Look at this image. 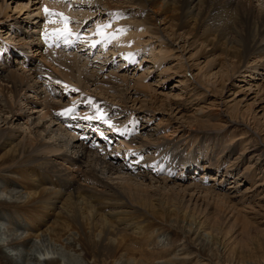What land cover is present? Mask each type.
<instances>
[{
    "label": "bare ground",
    "instance_id": "1",
    "mask_svg": "<svg viewBox=\"0 0 264 264\" xmlns=\"http://www.w3.org/2000/svg\"><path fill=\"white\" fill-rule=\"evenodd\" d=\"M84 1L107 13L109 22L97 25H110L104 32L116 33L115 38L89 39L90 47L100 40L108 46L114 43L125 63L134 62V50H144L141 44L155 40L162 54L156 55L157 66L181 45L185 52H193L192 60L204 59L201 71L206 74L199 71L203 78L219 77L226 84L234 82L236 75L254 78L252 75L264 72V0ZM71 4L64 0H0V34L5 31L0 35V255L4 264H15L14 259L24 264H142L148 255H155L162 221L166 219L167 224L178 218L184 223L200 206L205 211L214 208L223 217L231 214L248 236L253 226L247 216L252 198L247 196L249 190L234 194V199L221 193L220 184L233 172L234 165L226 167V163L235 149L222 142L214 122L225 120L250 128L249 123L226 119L220 110L203 116L202 109L189 121L187 140H183L185 133L178 135L183 126L168 131L175 111L172 103L154 105L158 93L146 83L150 70L134 82V88L117 71L109 81H101L89 68L92 63L76 52L78 34L70 24L49 27L46 20L53 16L44 8L70 18L77 12ZM87 13L89 18L91 12ZM65 27L76 34L75 40L71 36L68 42L61 39L57 43L53 35ZM120 29L123 33L117 31ZM146 37L150 39L144 41ZM36 52L41 53L42 62L34 59ZM12 55L23 62L16 60L12 65ZM218 66L219 73L214 72ZM171 72L170 68L161 72L166 74L163 82L173 79ZM51 81L59 92L48 90ZM187 94L184 100L192 98ZM64 95L70 99L64 102ZM138 95L145 99L138 102L134 98ZM114 103L122 106L118 115ZM169 109V119L161 117L153 133L134 127L143 114L165 116ZM97 110L111 126L85 119L95 116ZM125 112L134 123L128 125ZM179 119L187 122L183 116ZM113 138L117 143L112 144L116 142ZM247 139L248 135L240 137L238 145ZM255 148L264 155L263 141L258 140ZM245 153L242 150L240 155ZM192 168L215 170L222 180L214 179L217 184L207 187L194 179ZM182 169L190 171L189 176ZM246 170L243 176L248 179L256 175L253 169ZM262 186L264 183L257 182L253 188ZM196 228L199 231L202 226Z\"/></svg>",
    "mask_w": 264,
    "mask_h": 264
},
{
    "label": "rangeland",
    "instance_id": "2",
    "mask_svg": "<svg viewBox=\"0 0 264 264\" xmlns=\"http://www.w3.org/2000/svg\"><path fill=\"white\" fill-rule=\"evenodd\" d=\"M64 1L66 4L72 3L71 5L73 6L72 7L73 10L77 11L73 15H71L70 18L68 17L70 20L69 23L70 27H72V29L79 36V39H76L75 42V48H78L76 52H78V55L82 56L83 59L84 58L88 59L90 63H92L89 66V68H91L94 72H96V74H99L100 76L99 78L101 79V81H103L104 79L106 81H109L110 76L113 75L112 73L117 71V72H121L120 74L122 75L125 74L129 78L131 86L133 87L134 82L141 75L145 74L148 70H150L149 74L146 75L148 76L146 83L152 85L153 86L152 88L155 89L154 91H156V94L158 93L157 96L155 94L158 105L156 103L154 105L156 107H159L160 103L162 102L165 103L166 105L172 103L171 104L173 105L172 110L175 111L173 114L174 117L172 116V119L178 118L177 121L176 119L171 120L173 128L170 126L167 127L168 131L173 132L176 129V127L183 126V130L180 129L178 131V135L181 132L182 134L185 133L183 140L185 139L187 140L188 132H191L190 130L189 131L187 130L190 129L191 127L189 121H193L194 120L193 117L196 116L197 111H200L202 109L204 113L203 116H205L206 114L209 115L208 114L209 112L214 113L215 111L220 110L223 111V114L225 113L224 117H226V119L240 118V120H245L246 123L248 122L250 126V128H247L244 125H239V124H234V125L226 124L225 120L214 122V125L217 126L216 127V131H218L217 133L221 134V137L223 139L222 142L227 147H230L231 149L233 148L235 149V151L227 158L228 162L226 163V167L227 165L229 166L230 164L234 165V167L231 166L233 170L230 169L233 172H231L232 175L223 179L224 181L222 182V184H220V186L222 187L221 193L229 195L230 198L234 199L232 197L234 194L235 195L240 194L242 192H245L246 190L247 191L249 190L248 192L249 195L247 196L251 197L252 201H250L251 204L250 206H248V208L252 207V209H247L248 211L247 216L250 217L249 219L253 223L252 226L253 230L252 229L250 230L249 232L250 234L248 236L244 234L243 229H241L242 227L241 223L235 221L234 218L232 219L231 214L227 213V216L223 217L221 215L223 213L219 212L220 213L219 214L218 211L214 208H213L214 211L210 209L205 211L206 207L200 206L197 207L198 209L196 208L195 211L191 212V215L194 214L195 216L190 215V217L192 218L187 219L186 220L187 223L186 222L183 223L182 222L183 219L181 220L178 218L170 220V222L173 221L172 223H170L167 220L168 221L167 224H166V219L162 221L163 222L161 225L162 230L158 234L159 239H155V242L158 244V246H156L155 249L156 250L155 255L152 256L148 255L149 256L147 257L148 259L146 258V260H144L145 263L143 262L142 264H164V262L166 261H171L174 264H264V186H262L261 188H257L255 190L253 188L255 186V183L257 182L264 183V155H261L260 152H257L255 148V143H257L258 140L264 142V72L261 71L259 73H256L255 75H252L254 78H251L249 75L245 73L241 75H236L235 76L236 78L234 77V82L230 81L227 82L226 84L222 83L223 80L221 81L222 78H220L219 80V77L214 78V76L209 77L207 75L208 79L203 78L201 73L203 72V74H206L204 73L205 70L201 71V69H204L205 66L204 59H201L198 62L194 61V59L192 60L190 56L193 52L191 54L189 50L185 52L184 49L181 48V45L176 46L178 49H176V51L174 52L175 54L173 52L171 53V58L168 59V61L163 63L162 66H157L155 65V60H157L158 58L157 56L161 57L160 55L162 54H159V48H158L161 47V45L159 43L155 45L153 43L155 42V40L154 41L151 40L149 43H146L145 46L141 44L140 45L141 49L144 50L143 51H139V49L134 50V54H133V56H135L134 62L125 63L124 59L119 54L122 53L120 48L118 46L116 47L114 43H111L108 46V44L106 45L104 43V40H100L96 42L94 47H90L89 43L87 42L89 41V39H93V40L99 39L98 35H96L95 33L97 31V26L109 22L108 19H111L110 16L107 13L102 12L100 10L96 11L98 9L95 7V5L88 6L84 0H67V1L64 0ZM12 6L15 7V4ZM32 6L33 5H30V7ZM88 11L91 12L90 14L91 16L89 18L86 17ZM114 15L115 13L113 14V16ZM130 18L132 20L133 15H129L128 19ZM46 22H48L47 24H49V27L52 28L58 25L59 23H62V20L60 17L53 16L52 19H49V21L46 20ZM4 33L5 31H3L2 34L0 35H3ZM3 39L5 40L6 43L8 42L6 40L7 37H3ZM72 39L75 40L74 36H72ZM148 39H150V37L144 38V41H147ZM0 45L2 46V44ZM9 46H13V44L10 43ZM164 48L166 49V46H164ZM152 50L154 51L153 53ZM170 51L171 50H167V52ZM179 54L184 55V58L183 59L181 58L182 60L180 58H179L180 60L177 58V55ZM14 56L15 58H13ZM34 59L36 61L37 60H41V62L43 61L41 59L40 52H36V54L34 55ZM16 60H18V63L23 62V60L18 59L16 55H12L11 57L12 65ZM24 61L27 60L24 59ZM218 67L215 68L213 71L219 73L218 69H220V66ZM165 68L172 69L170 75L173 76L172 77L173 79H171L170 81H166L164 79L165 81L163 82V77H165L166 74H162L161 72ZM184 70L186 71L188 70L190 71V73ZM199 71H201V73ZM107 75H109V77ZM180 81H182L184 84L181 85ZM196 81H198L199 83H197ZM232 82L233 84L231 85ZM53 84L55 83L51 81L50 84L48 85L49 87L48 90L52 94L55 90L58 92L60 90L59 86L56 87V84L55 85ZM199 84L201 85V87H199L200 86ZM197 88H198L197 92L194 91L193 93L192 91ZM190 92H192L193 94L191 95ZM187 93H189L193 99L190 98L184 100ZM75 95L76 93L72 94V96ZM201 95L203 97H201ZM57 96L58 95L55 94V97ZM139 97L140 96L138 95L137 97L134 98L138 99V102L142 101V99H145L142 96L140 98ZM187 97L189 98L190 96H188L187 94ZM63 98L62 100L64 102L70 99L69 96H65V95L63 96ZM114 104H115L114 109H116L114 113L118 115L123 110L122 106H120L117 103ZM178 105L179 106L182 105V108L179 107ZM138 107H136L137 110H139ZM174 108L176 109L179 108V109L176 111V109ZM181 109H183L184 111ZM172 110L169 109V111L166 112L165 116L163 115L158 116V114L155 113L143 114L142 115L143 119L142 118L138 119L134 127H138V129L140 130L147 129L146 132L151 134V132L153 133L155 130L154 127L157 125V121L162 119L161 117H163V119L167 121L172 113ZM180 112L182 114L179 115ZM154 114L156 115L155 117H153ZM181 116H183L187 120L188 124L185 125V123H187L185 122V120L183 121L184 124L182 123V121L180 122L179 118ZM145 117L151 118V121L146 122L148 119H144ZM123 118L124 120L128 119V125L129 122L134 123L132 117H130L126 112L123 113ZM193 126L197 127V125L194 124ZM129 128L132 129L133 127H129ZM251 129L253 130V132ZM97 133H99L98 129L96 130V134ZM217 133L214 131H210V134L213 136L218 135ZM112 135L115 136L114 134ZM246 135H248L247 140L249 141L245 142L243 145H238L239 143L238 139ZM112 140L116 141V142H112V144L117 143L116 138L115 139L113 138ZM69 148H71V145ZM189 150H192L191 147L189 148ZM242 150H244V153L246 151L244 156L240 155ZM192 169H193V173L192 171L191 173L194 174L195 172L194 179L202 184H205V186L207 187L217 184V182L214 181V179H217V181L222 180L219 179L220 178L219 175H216L217 173L215 172V170L212 172L211 171L203 172V170L199 168L198 169L192 168ZM246 169L248 170V172L253 169L252 172H255L256 175L248 179V177H246L247 175L243 176L245 175ZM181 171H183V169ZM189 172L186 173V170L183 171V173L186 174L187 176H189L188 175L190 174ZM239 176L240 178L237 181V177ZM238 182L240 183V185L236 186ZM231 186L233 188H230ZM239 208H241V206ZM224 212L226 213V210ZM210 213L213 214L211 215ZM204 215H210V216L205 217ZM228 217H230L231 219L230 218L228 219ZM215 218L217 221L214 220ZM194 221L197 224L194 223ZM192 224L194 226H191ZM196 226H202V229L198 231L197 230L198 227L196 228ZM7 253L10 252L7 251ZM4 263H6V260L5 259L3 260V258H1L0 255V264H4ZM13 263L24 264L23 260L21 259H14Z\"/></svg>",
    "mask_w": 264,
    "mask_h": 264
},
{
    "label": "snow or ice",
    "instance_id": "3",
    "mask_svg": "<svg viewBox=\"0 0 264 264\" xmlns=\"http://www.w3.org/2000/svg\"><path fill=\"white\" fill-rule=\"evenodd\" d=\"M44 11L46 14H48L49 16H57V17H62V22L67 25L68 23H70V20L68 17L63 16V13H56V12H49V9L47 7L44 8ZM110 27V25H103V26H98L97 27V31H96V35L103 37L104 39H109L111 38H115L116 37V33H105L104 29ZM121 33H123V29L117 30ZM73 35H76L74 33H72L70 30L67 29V27H65L63 30H58L56 33H54L53 38L54 40L57 41V43L62 39L65 42L69 41V38ZM77 38L79 39V36H77ZM93 46H95V44H93ZM73 109H68L66 111L71 112ZM85 119H98L103 121L105 124H109V126H111L110 122L104 117L103 114L100 113L99 110H97V113L95 116H91L88 117L86 116Z\"/></svg>",
    "mask_w": 264,
    "mask_h": 264
}]
</instances>
